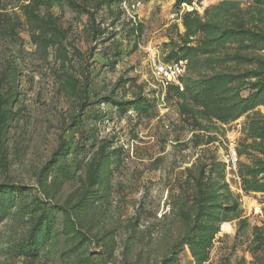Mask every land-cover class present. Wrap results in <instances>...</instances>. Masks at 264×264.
<instances>
[{"label":"rangeland","instance_id":"374dc122","mask_svg":"<svg viewBox=\"0 0 264 264\" xmlns=\"http://www.w3.org/2000/svg\"><path fill=\"white\" fill-rule=\"evenodd\" d=\"M69 1L0 0V264H264V0Z\"/></svg>","mask_w":264,"mask_h":264},{"label":"trees","instance_id":"16d2710c","mask_svg":"<svg viewBox=\"0 0 264 264\" xmlns=\"http://www.w3.org/2000/svg\"><path fill=\"white\" fill-rule=\"evenodd\" d=\"M35 6H43V5H48L49 7L53 6H60L61 5V0H28ZM88 1V0H87ZM194 0H175L176 5L179 6L181 4H188L191 5ZM92 3V2H91ZM102 4L107 5L108 7L111 6L112 1L110 0H104ZM101 4V5H102ZM69 5L71 6V9L74 11H77L79 7V4L77 2H74V0L69 1ZM83 8V7H82ZM98 9V8H97ZM85 10V9H84ZM188 16L184 17L183 19V26L187 30H190L193 27V24L190 20H188ZM185 24V25H184ZM199 31H204L203 26L200 23H197L195 25V28L193 30V33L199 32ZM185 57L177 58L176 60H184ZM226 78L222 77H215L211 78L210 80L204 82V86L200 88L199 92H196L192 95L193 102L196 106L201 108L202 114L207 117V118H215L221 122H229L234 120L237 116L241 115L251 107H254L258 105L259 102L254 101V97L247 98L244 101H240L238 103H235L233 106L230 108L224 107L222 104L216 100L217 98V91L225 86L226 84ZM145 101H134L131 103L132 108L135 111H140L141 107L147 106ZM144 103V105L140 104ZM230 110L235 111L234 114H229L226 112H229ZM48 233V232H46ZM35 244H38V241L36 240Z\"/></svg>","mask_w":264,"mask_h":264},{"label":"built area","instance_id":"2783aa9c","mask_svg":"<svg viewBox=\"0 0 264 264\" xmlns=\"http://www.w3.org/2000/svg\"><path fill=\"white\" fill-rule=\"evenodd\" d=\"M148 67L152 76L165 85L183 90L182 80L187 71V63L182 60H160L156 54L149 56ZM226 169L234 183L241 182L239 175V157L236 145L230 144L224 159Z\"/></svg>","mask_w":264,"mask_h":264}]
</instances>
